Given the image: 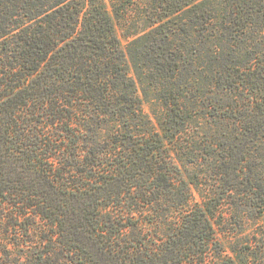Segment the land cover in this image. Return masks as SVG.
<instances>
[{"label":"trees","instance_id":"16d2710c","mask_svg":"<svg viewBox=\"0 0 264 264\" xmlns=\"http://www.w3.org/2000/svg\"><path fill=\"white\" fill-rule=\"evenodd\" d=\"M137 13L159 83L196 44L180 36L214 14L225 34L264 31V0H0V264H264V237L240 250L221 237L231 193L200 201L179 173L182 100L162 102L160 130L144 123L116 28ZM245 108L218 185L245 184L264 212V179L244 167L248 138L264 141V93ZM109 129L117 137H99Z\"/></svg>","mask_w":264,"mask_h":264},{"label":"rangeland","instance_id":"374dc122","mask_svg":"<svg viewBox=\"0 0 264 264\" xmlns=\"http://www.w3.org/2000/svg\"><path fill=\"white\" fill-rule=\"evenodd\" d=\"M134 15L117 21L116 28L125 52L129 57L131 55L132 71L135 69L138 73L139 94L145 108L144 115H141L144 123H150L151 119L160 130L158 119L163 112L162 102L166 99L182 100L187 109L177 119L179 125L170 132L174 135L173 154L179 173L193 181L192 189L200 201L201 195L214 199L221 191L231 193L227 202L225 200L226 208L223 210L227 215L222 229L226 233L221 237L239 250L248 241L256 243V239L264 237V212L252 209L247 202L248 187L243 184L237 190L225 192L218 184L219 163L224 155L221 145L227 142L226 139L232 136L240 138L239 133L246 132L243 120L248 109L245 106L253 96L264 93V31L259 32L260 28L255 27L253 31L242 34H225L216 30L219 21L212 20L218 19L214 14L210 22L195 26L192 36L187 33L180 36L189 41L193 38L196 44L183 53L184 59L176 77L162 79L163 82L159 83L155 74L160 73L150 68L152 62L145 59L142 52L147 37L141 35L149 31V22L138 13ZM139 36L141 38L131 45L132 40ZM251 128L256 130L258 126ZM110 132L113 131L103 130L98 135L107 137L105 140L117 137ZM139 135L140 130L135 136ZM249 139L244 167L248 171L253 163L254 173L264 179V141L254 144ZM251 203L254 205L255 201L251 200Z\"/></svg>","mask_w":264,"mask_h":264}]
</instances>
